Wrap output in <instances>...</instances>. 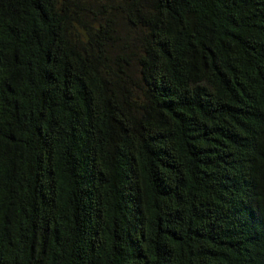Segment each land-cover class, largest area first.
<instances>
[{
	"label": "trees",
	"instance_id": "trees-1",
	"mask_svg": "<svg viewBox=\"0 0 264 264\" xmlns=\"http://www.w3.org/2000/svg\"><path fill=\"white\" fill-rule=\"evenodd\" d=\"M0 264H264V0H0Z\"/></svg>",
	"mask_w": 264,
	"mask_h": 264
}]
</instances>
